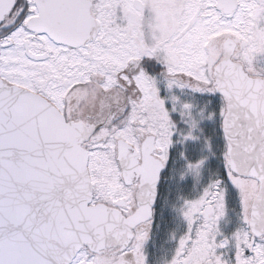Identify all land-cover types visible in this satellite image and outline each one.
<instances>
[{"label":"snow or ice","instance_id":"snow-or-ice-1","mask_svg":"<svg viewBox=\"0 0 264 264\" xmlns=\"http://www.w3.org/2000/svg\"><path fill=\"white\" fill-rule=\"evenodd\" d=\"M0 264H264V0H0Z\"/></svg>","mask_w":264,"mask_h":264}]
</instances>
